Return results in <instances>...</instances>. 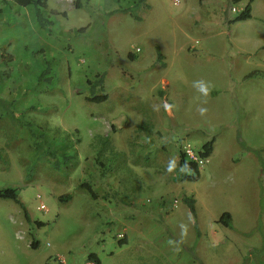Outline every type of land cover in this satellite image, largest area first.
I'll list each match as a JSON object with an SVG mask.
<instances>
[{"label":"rangeland","instance_id":"rangeland-1","mask_svg":"<svg viewBox=\"0 0 264 264\" xmlns=\"http://www.w3.org/2000/svg\"><path fill=\"white\" fill-rule=\"evenodd\" d=\"M173 1L46 0L41 29L0 0V264H264V0L238 21L249 0Z\"/></svg>","mask_w":264,"mask_h":264},{"label":"trees","instance_id":"trees-1","mask_svg":"<svg viewBox=\"0 0 264 264\" xmlns=\"http://www.w3.org/2000/svg\"><path fill=\"white\" fill-rule=\"evenodd\" d=\"M240 0H232V2H239ZM15 2L20 6H31L33 8V14L34 18L36 19V22L38 23V26L41 29L46 28L47 26H50L52 24V21L46 17L43 14V8L47 6L46 0H15ZM251 2L252 0H249L247 2L243 9L233 18V20H245L251 17ZM74 6L77 8L78 0H75ZM52 13L56 12L55 10L51 11ZM62 14L65 15L66 12L62 11ZM78 30H84V27H80ZM160 59V54L158 55V60ZM104 76L105 73L102 72L100 74H97L94 80L87 79V83L93 88L95 86H100L103 88L104 83ZM40 78V76H39ZM41 79V78H40ZM86 99L90 101H96L100 102L107 98V94H96L95 91L91 90L90 94L85 96ZM213 142L214 138L207 140L206 142L202 143L197 154V159H193L188 156V154L185 151L179 152V167L181 168L180 172H178L174 178L175 181H195L199 178V159H207L213 149ZM81 187H83L92 198H97V194L94 192L91 185L84 181L81 183ZM0 197L4 198H10L15 201H18L16 190L13 187H7L2 190H0ZM184 201L189 206L192 214H194V200L191 197L185 196L183 197ZM28 218L27 214H25ZM230 219V214L228 212H223L221 216L219 217V221H222L224 224L228 225V221ZM38 225H41L42 222L37 221ZM125 242L124 237L118 239V243L121 245ZM31 246L35 247L36 242H31ZM87 262H92L94 264H102L100 259L98 258L97 254L94 252H89L87 254Z\"/></svg>","mask_w":264,"mask_h":264},{"label":"crops","instance_id":"crops-1","mask_svg":"<svg viewBox=\"0 0 264 264\" xmlns=\"http://www.w3.org/2000/svg\"><path fill=\"white\" fill-rule=\"evenodd\" d=\"M140 1H142V0H140ZM204 3H206V1L205 0H202ZM182 49H183V47H181ZM137 50H138V48H137ZM128 57L131 59V60H133L134 58H135V56H134V54L133 53H129L128 54ZM117 70V72L120 74V75H122L123 76V74H121V72L119 71V69H116ZM106 75H107V73L105 72V76H104V81H105V78H106ZM126 80H123V83H125V85H128V83H126L125 82ZM169 81L167 80V79H163V83L164 84H167ZM103 87H104V84H103ZM151 134V135H150ZM149 135H147V134H145V135H140V136H138L136 139H135V144H137L138 145V143H139V141H140V144L141 145H143L144 146V151L142 152V153H146V152H150V151H155L156 152V155L158 156V151H159V146H160V143H158V140H159V138H157L158 136H156V134H154V133H150ZM155 135V136H154ZM145 136V137H144ZM154 139H156V144H153V140ZM175 138L174 139H171V140H168L169 142H167L166 144H165V146H168L169 147V145L170 144H174L175 143ZM135 144H133L132 146H133V148H132V150L134 149L135 150V152H136V148L138 147H136V145ZM201 144H202V142H200V146H201ZM163 146L164 145H162V148H163ZM128 153H130V151L128 152ZM127 153V154H128ZM141 153V154H142ZM175 164L177 165V166H179V155L177 154H175ZM175 174L173 173V178L171 179V180H169L172 184H174V183H180V182H182V181H180V182H177V181H175L174 180V178H175ZM150 178H152V177H149V178H147V179H150ZM170 189H172L173 190V187H171ZM160 197V196H159ZM122 231H123V233H120L121 234V236L122 237H124V239H125V241H126V232L124 231V228L122 229ZM120 234H118L117 236H118V238L120 237ZM85 263H87V262H85ZM91 263V262H90Z\"/></svg>","mask_w":264,"mask_h":264},{"label":"clouds","instance_id":"clouds-1","mask_svg":"<svg viewBox=\"0 0 264 264\" xmlns=\"http://www.w3.org/2000/svg\"><path fill=\"white\" fill-rule=\"evenodd\" d=\"M199 90L201 92H203L205 95H208V93H209L208 86L205 85L203 82H200V84H199ZM199 111H200L201 115H203L207 111V109L201 108V109H199Z\"/></svg>","mask_w":264,"mask_h":264},{"label":"built area","instance_id":"built-area-1","mask_svg":"<svg viewBox=\"0 0 264 264\" xmlns=\"http://www.w3.org/2000/svg\"><path fill=\"white\" fill-rule=\"evenodd\" d=\"M173 2H174L175 4H177V3H178V0H174ZM186 152H187V154H188L189 157H191V158H193V159H197V157L193 156V154H191V152H190L189 150H187ZM199 160H201V159H199ZM41 208H43V205L41 206ZM85 264H94V263H92V262H91V263H90V262H87V263H85Z\"/></svg>","mask_w":264,"mask_h":264}]
</instances>
